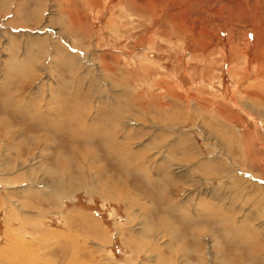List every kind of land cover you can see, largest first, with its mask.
<instances>
[{"label":"rangeland","instance_id":"obj_1","mask_svg":"<svg viewBox=\"0 0 264 264\" xmlns=\"http://www.w3.org/2000/svg\"><path fill=\"white\" fill-rule=\"evenodd\" d=\"M0 264H264V0H0Z\"/></svg>","mask_w":264,"mask_h":264}]
</instances>
